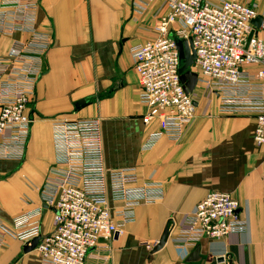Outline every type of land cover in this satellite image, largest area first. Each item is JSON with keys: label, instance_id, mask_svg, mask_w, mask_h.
Masks as SVG:
<instances>
[{"label": "crops", "instance_id": "obj_1", "mask_svg": "<svg viewBox=\"0 0 264 264\" xmlns=\"http://www.w3.org/2000/svg\"><path fill=\"white\" fill-rule=\"evenodd\" d=\"M234 1L255 8L264 25V0ZM133 2L39 0L35 27L50 36L51 46L29 106L34 123L25 157L0 158V224L11 231L14 218L42 209V235L52 232L54 214L41 195L56 161L53 123L98 118L107 170H135L139 186H162L163 199L138 206L135 221L110 242L101 240L87 264H264V147L254 141V116L221 113L216 96L196 99V117L180 142L164 137L142 150L161 123L144 122L148 108L140 99L132 49L155 37L154 26L168 8L158 0L140 14ZM30 36H0V60ZM258 37L264 43L263 27ZM212 191L239 202L249 230L202 240L199 259L189 261L196 247H178L176 236ZM170 221L167 244L152 253ZM25 245L0 231V264H41L38 252H23Z\"/></svg>", "mask_w": 264, "mask_h": 264}, {"label": "built area", "instance_id": "obj_2", "mask_svg": "<svg viewBox=\"0 0 264 264\" xmlns=\"http://www.w3.org/2000/svg\"><path fill=\"white\" fill-rule=\"evenodd\" d=\"M156 1L134 0L133 9L143 14ZM165 2L168 12L155 24V37L132 49L140 99L148 108L144 122L161 123L142 150H152L164 137L173 143L182 140L196 117L195 94L201 84L217 97L221 113L254 116V141L264 147V43L255 35L246 49L256 9L234 0ZM38 8L39 0H2L0 6V36L31 35L0 60L2 159L23 160L34 123L29 106L51 46L50 36L35 27ZM189 39L196 56L191 70L198 75L192 95L186 93L179 73V43ZM53 143L55 166L41 195L54 214L52 232L42 235V209L14 218L11 231L0 224V231L24 244L40 237L35 251L41 264H87L101 240L108 243L122 235L135 221L136 208L162 200L163 189L156 183L139 186L133 169L107 170L98 118L55 120ZM239 211L231 194L210 192L178 231L177 246L195 248L204 239L246 234L249 225Z\"/></svg>", "mask_w": 264, "mask_h": 264}, {"label": "water", "instance_id": "obj_3", "mask_svg": "<svg viewBox=\"0 0 264 264\" xmlns=\"http://www.w3.org/2000/svg\"><path fill=\"white\" fill-rule=\"evenodd\" d=\"M254 29L250 33L248 39H247V45L246 49L249 48L250 42L252 38L256 35H258V31L261 29L262 24H263V18L262 17H257L255 20L252 22ZM179 50L181 53V59H182V67L180 68V79L182 84L184 85L185 91L187 94L192 95L197 87L198 84V75L191 70V68L194 65V60H195V52L192 47V39L183 40L179 43ZM46 208V207H45ZM172 226L173 222L170 221L168 222L165 231L159 240L157 246L153 249L152 253H156L160 250H162L165 245L167 244L171 231H172ZM41 238H35L31 242L27 243L24 246L23 252L25 254H28L30 252H33L36 250L37 245L39 244ZM200 257V247H196L193 253L189 257V261H196ZM218 262H226V259H219Z\"/></svg>", "mask_w": 264, "mask_h": 264}, {"label": "rangeland", "instance_id": "obj_4", "mask_svg": "<svg viewBox=\"0 0 264 264\" xmlns=\"http://www.w3.org/2000/svg\"><path fill=\"white\" fill-rule=\"evenodd\" d=\"M209 96H213V95L211 94V92L209 91V89L206 86H203L201 84L197 87V92L195 94L196 99L201 100V98L209 97Z\"/></svg>", "mask_w": 264, "mask_h": 264}]
</instances>
